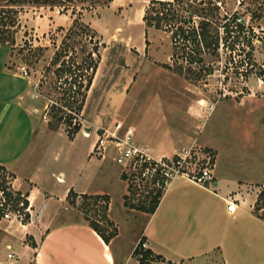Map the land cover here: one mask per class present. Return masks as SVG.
I'll list each match as a JSON object with an SVG mask.
<instances>
[{"label":"rangeland","instance_id":"1","mask_svg":"<svg viewBox=\"0 0 264 264\" xmlns=\"http://www.w3.org/2000/svg\"><path fill=\"white\" fill-rule=\"evenodd\" d=\"M151 1L114 0L109 6L93 11L78 8L74 15L71 9L47 5L45 0H0V99H4L1 100L3 107H6L7 94H18L23 89L27 93L28 80L34 86L31 102L35 120H39L43 112L42 116H48L51 106L62 96L55 90V53L73 41L74 36L70 38L69 31L81 13L83 22L97 32L104 44L98 71L79 117L83 128L97 132V141L105 129L115 131L117 124H122L119 133L132 128L136 142L145 147L147 138L163 135L159 130L161 120L167 123L168 119L171 126L189 127L195 149L199 153L210 151L216 157L221 175L248 182L262 181L264 0H211L220 9L216 10L214 18L224 23L235 17L242 18L245 33L231 51L236 31L226 41V33L220 29L225 45L219 56L213 57V75L202 80L165 67L173 64L172 35L146 27L144 16ZM209 18L215 20L212 15ZM8 59L12 73L24 76L22 68L26 67L27 80H15L5 71ZM109 156L114 163L115 153L110 151ZM194 166L193 163L191 168ZM186 186L193 193L201 194L197 185L188 182ZM111 187L113 215L124 219L121 193L125 183L117 179ZM72 210L85 216L77 206H72ZM204 222L208 238L224 235L216 242V247L225 251L234 234L251 227L247 221L231 223L205 218ZM26 232L24 225L2 224L0 264H35L32 249L36 244L34 246L32 237L25 236ZM10 253L15 254V259H9ZM210 253L214 259H221L218 248Z\"/></svg>","mask_w":264,"mask_h":264},{"label":"crops","instance_id":"2","mask_svg":"<svg viewBox=\"0 0 264 264\" xmlns=\"http://www.w3.org/2000/svg\"><path fill=\"white\" fill-rule=\"evenodd\" d=\"M8 66L9 59L5 71L13 79L27 80L22 74L12 73ZM27 82V95L24 89L18 94H7V108L2 105L4 99H0V166L12 176L14 190L32 205L33 221L24 227L25 236L32 237L36 244L35 249L31 248L35 251V264H139L133 252L142 238L156 254L172 260L192 264H264V213L263 209L257 210L264 179L248 182L221 175L216 165L211 184L202 186L178 178L153 214L132 209L126 204L128 188L121 168L115 165L116 161L110 162V156L102 159L94 154L97 132L84 127L70 139L64 128H50L48 116H42L44 112L40 113L42 124L38 125L31 102L34 86ZM164 122L161 120L159 128L162 136L146 139L154 157L172 158L194 144L188 126H171L168 119ZM117 179L125 183L121 220L113 215L111 183ZM188 182L197 185L201 194L193 193L186 186ZM71 190L80 195L110 196L108 216L118 235L109 244L85 216L74 213L68 201ZM231 200L238 204L236 214L228 211L227 201ZM205 218L231 223L247 221L251 227L234 234L225 251L216 247L224 235H205ZM217 248L219 261L210 253Z\"/></svg>","mask_w":264,"mask_h":264},{"label":"trees","instance_id":"3","mask_svg":"<svg viewBox=\"0 0 264 264\" xmlns=\"http://www.w3.org/2000/svg\"><path fill=\"white\" fill-rule=\"evenodd\" d=\"M114 0H45L47 5L62 6L64 10L77 9L93 11L99 7L109 6ZM218 4L211 0H152L146 9L144 21L147 28L164 30L172 35L174 53L173 64L166 68L177 73H186L198 79L213 75L215 66L213 57L219 56L225 38L220 29L226 33V41L233 35L235 41L231 51L236 49L241 35L245 33L242 18L233 21H219L214 18ZM217 20H212L209 17ZM233 22L236 23L233 25ZM73 41L60 47L55 53L56 75L55 90L62 96L51 106L48 112L49 126L52 130L64 128L70 139H73L83 128L79 117L83 112L88 93L101 62V48L104 45L97 32L83 22L81 13L75 19L69 31ZM149 41H147V44ZM250 43H252L250 41ZM225 45V44H224ZM230 48V47H229ZM264 74V71H263ZM75 109V112H72ZM134 195V191H132ZM162 196L156 195L151 200L137 203L133 197L126 195L128 207L153 214L160 204ZM78 200L81 203L78 205ZM68 201L79 207L90 222L91 227L109 244L118 235V230L108 216L110 196L77 194L70 191ZM258 208H264V191L260 195ZM35 246V244H34Z\"/></svg>","mask_w":264,"mask_h":264},{"label":"built area","instance_id":"4","mask_svg":"<svg viewBox=\"0 0 264 264\" xmlns=\"http://www.w3.org/2000/svg\"><path fill=\"white\" fill-rule=\"evenodd\" d=\"M24 76H28L26 67L22 68ZM214 105L212 106V109ZM122 124H117L115 131L105 129L99 136L94 154L106 158L110 151L115 153V161L121 167L122 177L128 185L129 195L135 203L141 200H151L154 196H162L170 185L178 178L206 186L215 180L216 157L210 151L199 153L193 144L184 148L174 157L156 158L148 146L136 142L132 128L120 134ZM203 152V153H202ZM202 154V156H201ZM194 163V169L192 165ZM13 179L0 166V227L5 223L26 225L33 221L32 205L24 195L14 190ZM134 191V195L132 194ZM231 214L238 212L235 200L227 201ZM264 211V208H263ZM133 254L139 264H192L185 260H172L152 251L148 242L142 238L135 246ZM10 253L9 259H15Z\"/></svg>","mask_w":264,"mask_h":264}]
</instances>
